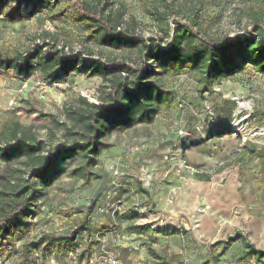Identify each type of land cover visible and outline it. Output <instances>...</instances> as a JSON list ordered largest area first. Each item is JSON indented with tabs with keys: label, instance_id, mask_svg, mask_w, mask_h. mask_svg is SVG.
<instances>
[{
	"label": "rangeland",
	"instance_id": "obj_1",
	"mask_svg": "<svg viewBox=\"0 0 264 264\" xmlns=\"http://www.w3.org/2000/svg\"><path fill=\"white\" fill-rule=\"evenodd\" d=\"M115 1L125 8L127 17L136 18L139 33L146 37L162 35L149 10H154L155 6L163 10V0ZM174 1L176 7L182 6L184 14L180 19L170 17L172 26L176 21L186 23L188 16L198 11L200 20L209 26L208 32L214 38L234 39L236 35L246 34L251 30L248 17L251 5L264 7V0ZM57 25L61 38L71 39L73 43L68 44L75 50L87 43V32L83 28L62 22ZM45 29L56 31L54 25L42 17L14 24L0 18V50L24 51L33 43V36ZM169 41L170 38L164 39L160 44L166 46ZM27 82V91L19 95L22 83L19 78L13 74L0 77V125L16 120L33 126L41 140L54 142L61 139V132L53 138L48 131L49 120L43 115L53 114L65 121L64 109L77 97L98 103L102 84L98 77L72 73L67 79L49 85L40 72ZM167 84L177 96V106L151 125L110 136L109 148L102 152L90 185L65 176L46 189L39 203V214L33 220L32 236L70 230L95 200L97 207L92 221L105 223L110 218L116 223L98 238L100 245L94 250L95 264H103L110 257L118 258L120 264H153L155 261L147 251L149 244L162 255L182 254L187 264L205 261L209 264H260L243 258L241 242L233 243L226 250L215 244L241 233L258 249H264V189L258 190L255 185L259 171L264 172V161L240 163L237 157L248 139L264 148V136L253 137L254 132L264 127V76L249 67L216 86L214 95L203 97L197 92V83L187 75L169 79ZM11 98L16 100L12 108L7 105ZM231 100L239 106L236 116L247 117L241 121L236 116L233 118L234 127L237 124L234 129L242 134L241 138L229 133L230 121L225 116L215 119L209 113L222 102ZM181 130L187 134L185 142L178 136ZM197 142H206L204 146L212 151L201 152L195 147ZM1 145L5 148L4 143ZM70 165L75 166L77 162ZM110 167L119 170L121 187L109 197L113 179ZM6 170L0 162V183ZM71 212L73 216L68 218ZM130 214H140L143 218L126 220ZM131 224L146 225L149 230L142 235L131 233L128 229ZM86 241V236H81L77 249L82 250ZM63 262L78 264L77 253Z\"/></svg>",
	"mask_w": 264,
	"mask_h": 264
},
{
	"label": "trees",
	"instance_id": "obj_2",
	"mask_svg": "<svg viewBox=\"0 0 264 264\" xmlns=\"http://www.w3.org/2000/svg\"><path fill=\"white\" fill-rule=\"evenodd\" d=\"M163 1V10L158 6L149 10L162 35L146 37L137 31L136 18L127 17L125 8L115 0H0V18L6 22L42 17L56 29H45L33 36V43L24 51L0 50V77L13 74L24 82L40 72L49 85L72 73L102 80L98 103L79 96L65 107V121L53 114L43 115L49 120L48 131L53 138L61 132L58 142L41 140L33 126L16 120L0 125V162L7 168L0 183V258L12 264H49L51 258L63 262L77 253L78 264H90L100 245L98 238L103 231L114 228L115 221L109 218L105 223H94L97 206L93 200L70 230L34 237L33 220L39 214L45 190L65 176L90 185L102 152L109 148L110 136L151 125L177 106V96L167 80L187 75L197 83V92L203 97L214 95L216 86L249 67L264 76V7L251 5V30L246 34L234 39L214 38L198 11L192 12L186 23L176 21L172 26L170 17L180 19L184 14L182 6L176 7L174 0ZM59 22L83 28L87 43L75 50L68 44L73 43L71 39L61 38ZM169 38L166 46H161ZM67 47L70 48L66 50ZM237 109L235 101H224L212 108L210 115L215 119L225 116L230 121L229 133L241 138L233 125ZM205 144L197 142L195 147L210 153L212 148ZM237 157L240 163L264 161V148L248 139ZM75 162L77 165L71 167L70 163ZM255 185L258 190L264 189L262 170ZM72 216V212L67 215ZM137 218L143 216L130 214L125 219ZM128 229L139 235L149 230L148 226L137 224ZM84 235L86 244L78 250L77 240ZM235 242L243 244L244 259L264 264V249H258L241 233L217 242L215 247L222 245L226 250ZM147 251L153 264H187L182 254L162 255L150 244Z\"/></svg>",
	"mask_w": 264,
	"mask_h": 264
},
{
	"label": "built area",
	"instance_id": "obj_3",
	"mask_svg": "<svg viewBox=\"0 0 264 264\" xmlns=\"http://www.w3.org/2000/svg\"><path fill=\"white\" fill-rule=\"evenodd\" d=\"M28 87H29V83L27 81L22 82L21 85H20L18 94L19 95L24 94L27 91ZM7 105H8V107H11V108L14 107L16 105L15 98H11L8 101ZM179 106L181 107L182 104H180ZM238 109H239V106H238ZM209 110H211V109L209 108ZM209 113L212 114V111H210ZM238 117H239V115L236 116V119L239 120V121L245 120L247 118L246 116H242L240 119ZM235 127H237V124H236ZM186 135L187 134L185 133V131H183V130L179 131V135L178 136H180L179 138L183 139V142H185V136ZM261 135L264 136V127L259 128V131L254 132L253 137L261 136ZM110 170H111V174H112L113 179H112V182H111L112 190L109 193V197L112 196V195H115L116 194L115 192L121 187V184H120V182L118 180L120 178V175H121L119 170L114 168V167H110ZM102 213H103V211H102ZM95 263H97V261L94 258H92L90 260V264H95ZM0 264H12V263L9 260L0 258ZM49 264H68V263H64V262L59 261L58 259L51 258L49 260ZM103 264H120V260L118 258H116V257H110Z\"/></svg>",
	"mask_w": 264,
	"mask_h": 264
}]
</instances>
